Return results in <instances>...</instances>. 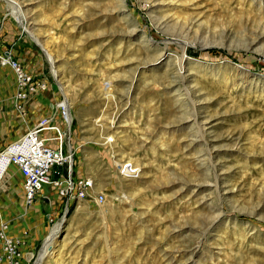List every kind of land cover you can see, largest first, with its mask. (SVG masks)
<instances>
[{"label":"rangeland","instance_id":"obj_1","mask_svg":"<svg viewBox=\"0 0 264 264\" xmlns=\"http://www.w3.org/2000/svg\"><path fill=\"white\" fill-rule=\"evenodd\" d=\"M11 1L28 32L0 0V154L60 123L67 97L74 177L94 182L70 202L44 185L51 201L29 206L3 155L0 231L19 264L58 224L42 264H264V0Z\"/></svg>","mask_w":264,"mask_h":264},{"label":"built area","instance_id":"obj_2","mask_svg":"<svg viewBox=\"0 0 264 264\" xmlns=\"http://www.w3.org/2000/svg\"><path fill=\"white\" fill-rule=\"evenodd\" d=\"M12 67L16 73L20 100H26L32 79L20 63L9 56L1 58ZM60 114L62 124L69 125V111L61 105ZM66 135L63 125L52 117H44L34 124L25 136L8 148L9 156L4 159L5 164H12L19 170L24 178V195L27 205L40 201H51L50 195L44 191V185H49L51 192L55 191L64 200L76 201L91 198L94 193V182L90 178L74 177L71 160L74 157L72 150L65 145ZM67 167V174H59L58 178L51 180L55 167ZM100 202L104 196H98ZM22 242L18 238L8 236L6 227L0 231V264H19Z\"/></svg>","mask_w":264,"mask_h":264},{"label":"bare ground","instance_id":"obj_3","mask_svg":"<svg viewBox=\"0 0 264 264\" xmlns=\"http://www.w3.org/2000/svg\"><path fill=\"white\" fill-rule=\"evenodd\" d=\"M11 5H12V7H13V9H14V11H15V13L17 14V18H18V20L22 23V25H23V27L25 26V23H26V20H27V16L25 15V12H24V10H23V7L21 6V5H19L18 3H16V2H14V1H11V0H7ZM24 30H26V32H28V28L25 26L24 27ZM34 39L36 40L37 38H35L34 37ZM38 41V40H37ZM177 58V60H178V62H179V65H180V67H181V69H183L184 67H183V65H185V63H186V61L188 60L187 58L185 59V53L180 57V56H178V57H176ZM51 62V66L53 67V62L52 61H50ZM7 64V62H4V65H6ZM243 70H241V72H247V70L245 69V68H242ZM53 72H54V70H53ZM54 74H55V72H54ZM56 75V74H55ZM181 78H184V81L186 80V77H181ZM65 106H66V108H67V110L69 111V125H71V122H72V116H71V114H70V104H69V100H68V98L67 97H65V101H64V103H63ZM59 105V104H58ZM195 120V119H194ZM61 121V120H60ZM62 122L64 123V121L62 120L59 124H61V125H63V126H65L64 128L66 129V130H68L69 128V125H65V124H62ZM202 128V127H201ZM16 142H14V143H12L11 144V146L13 145V144H15ZM7 153H9V151H8V149L5 151V152H3L2 154H0V161H1V158L3 157V155H5V154H7ZM73 159L71 160V166H73ZM12 164H8V167H10ZM4 171H5V167H4V165H1L0 166V177H2V176H4V175H6L5 173H4ZM19 171V170H18ZM16 175V174H15ZM61 227H62V224H58L57 226H55L54 227V229H53V231L51 232V236H50V239L48 240V242L46 243V246H45V248H44V250H43V252H42V254H41V258L38 260V263L37 264H42V260L44 259V257L46 256V254H48V252H49V250H50V248L53 246V241L56 239V235L58 234V232H60V229H61Z\"/></svg>","mask_w":264,"mask_h":264},{"label":"crops","instance_id":"obj_4","mask_svg":"<svg viewBox=\"0 0 264 264\" xmlns=\"http://www.w3.org/2000/svg\"><path fill=\"white\" fill-rule=\"evenodd\" d=\"M18 172H19V171H18ZM21 176H22V175H21ZM15 177H16V179H17V182H16V184H15V185H16V188H17V187H19V186H18V184H19V177H18V174H17ZM13 179L15 180V178H11V179L7 180V181L9 182V183H7V188H9V186L12 185L11 183H12V180H13ZM9 191H10V189H9ZM22 193H23V192H22ZM23 201H24V204H25V203H26V202H25V198L23 199ZM25 208L28 210V207L25 206Z\"/></svg>","mask_w":264,"mask_h":264},{"label":"water","instance_id":"obj_5","mask_svg":"<svg viewBox=\"0 0 264 264\" xmlns=\"http://www.w3.org/2000/svg\"><path fill=\"white\" fill-rule=\"evenodd\" d=\"M46 202L48 203V201L46 200Z\"/></svg>","mask_w":264,"mask_h":264}]
</instances>
